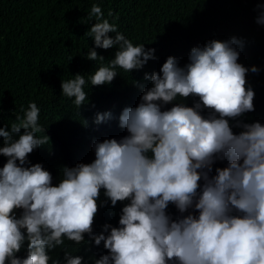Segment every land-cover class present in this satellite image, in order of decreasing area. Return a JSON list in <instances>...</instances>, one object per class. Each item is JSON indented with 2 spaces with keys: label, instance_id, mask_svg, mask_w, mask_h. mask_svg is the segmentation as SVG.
<instances>
[{
  "label": "clouds",
  "instance_id": "obj_1",
  "mask_svg": "<svg viewBox=\"0 0 264 264\" xmlns=\"http://www.w3.org/2000/svg\"><path fill=\"white\" fill-rule=\"evenodd\" d=\"M92 16L97 22L87 34L94 49L117 50L104 63L90 49L86 59L100 67L87 80L76 74L61 81V94L77 110L88 102L89 82L109 85L118 68L130 73L156 59L154 48L134 46L95 4ZM256 23L264 25V11ZM238 47L243 42L235 37L210 40L193 47L183 67L169 56L159 72L145 73L151 87L118 118L127 135L94 140L95 159L64 167L55 186L42 164L28 160L50 143L39 107L30 103L10 127H0V156L7 158L0 168V264H60L49 252L65 239L85 244V236L95 246L103 242L108 253L94 264H264V125L240 119L255 110L246 77L259 69L238 63ZM189 97L198 102L186 106ZM109 119L111 113H98L95 123ZM125 201L118 226L106 223L95 234L99 208ZM170 204L180 218L167 213ZM63 261L82 264L83 258L65 252Z\"/></svg>",
  "mask_w": 264,
  "mask_h": 264
},
{
  "label": "trees",
  "instance_id": "obj_2",
  "mask_svg": "<svg viewBox=\"0 0 264 264\" xmlns=\"http://www.w3.org/2000/svg\"><path fill=\"white\" fill-rule=\"evenodd\" d=\"M93 4L134 46L144 44L146 50L154 48L156 59L130 73L118 68V75L109 85L93 87L89 82L85 86L88 102L77 110L72 99L61 94V81L76 74L85 75L87 80L100 67L99 61L86 59L88 51L94 49L87 34L97 22L95 16L89 19ZM258 5H264V0H0V127H10L16 115L23 116L21 109L27 110L30 103L39 107V123L46 128L50 143L34 150L28 160L30 164H42L52 174L55 186L64 167L95 159L94 140L102 142L127 135L119 127L118 118L125 107H133L131 99L141 97L144 89L151 87L150 81L143 79L145 73L159 72L169 56L177 58L183 67L193 47L233 37L243 42V47L237 48L238 63L259 69L258 73L249 71L246 77L255 92V110L240 119L264 125V25L256 23L264 9H258ZM94 50L107 63L117 49ZM195 102L198 98L183 101L188 107ZM172 106L164 105L162 110ZM98 113H111V119L96 124ZM201 114L206 116L207 110ZM240 130L233 128L234 133ZM6 161V157L0 156V168ZM105 199L101 190L99 202ZM126 203L118 202L111 207L108 202L101 206L95 217L94 233L99 234L106 223L118 226ZM21 212L16 210L18 218ZM167 213L174 220L181 217L171 204ZM85 241L78 245L65 239L64 245L49 255L60 264H64L65 252L82 257V264H94L95 259L108 254L103 242L95 246L87 236ZM26 247L25 244L17 253L19 258L26 256Z\"/></svg>",
  "mask_w": 264,
  "mask_h": 264
}]
</instances>
